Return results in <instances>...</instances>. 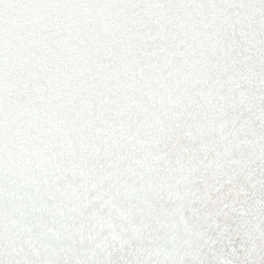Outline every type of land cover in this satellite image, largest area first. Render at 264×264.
I'll return each instance as SVG.
<instances>
[{
    "label": "snow or ice",
    "instance_id": "1",
    "mask_svg": "<svg viewBox=\"0 0 264 264\" xmlns=\"http://www.w3.org/2000/svg\"><path fill=\"white\" fill-rule=\"evenodd\" d=\"M0 264H264V0H0Z\"/></svg>",
    "mask_w": 264,
    "mask_h": 264
}]
</instances>
